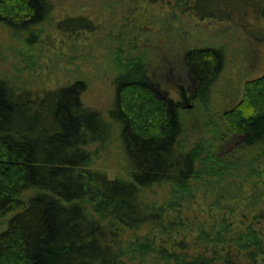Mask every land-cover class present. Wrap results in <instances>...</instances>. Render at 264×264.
<instances>
[{"label":"trees","instance_id":"obj_1","mask_svg":"<svg viewBox=\"0 0 264 264\" xmlns=\"http://www.w3.org/2000/svg\"><path fill=\"white\" fill-rule=\"evenodd\" d=\"M187 4L197 19L264 40V0ZM51 13L49 0H0V24L30 48ZM251 16L259 32L249 28ZM57 29L98 28L81 16ZM184 62L206 105L224 51L189 49ZM138 64L133 59V71L114 82L108 117L84 104L85 80L40 92L0 77V264H264V75L247 82L208 141L190 147L182 108L168 106ZM135 95L145 111L133 108ZM114 132L127 179L92 167L90 147Z\"/></svg>","mask_w":264,"mask_h":264},{"label":"rangeland","instance_id":"obj_2","mask_svg":"<svg viewBox=\"0 0 264 264\" xmlns=\"http://www.w3.org/2000/svg\"><path fill=\"white\" fill-rule=\"evenodd\" d=\"M49 1L51 20L38 29L39 43L33 48L13 38L0 24V77L10 79L17 87L40 92L85 80L84 104L108 117L115 105L114 82L133 71L130 63L134 59L155 83L166 104L182 108L187 121L185 145L190 147L208 141L216 123L223 122V113L241 100L247 82L264 75V40L236 24L197 19L185 12L190 0L182 4L178 0ZM81 16L92 20L97 31L68 34L57 29V24L68 17ZM248 21L249 28L260 31L252 16ZM202 47L220 48L225 54L224 71L213 85L206 105L197 99L184 62L189 49ZM139 97L132 99L133 108L145 111L147 103H141ZM238 143L229 149L223 147L220 154L234 151ZM90 149L96 152L94 169L111 178H128L117 132L103 147L94 145ZM260 170L264 180V165ZM153 195L159 201L166 197L163 190ZM201 200L200 212L206 205Z\"/></svg>","mask_w":264,"mask_h":264},{"label":"water","instance_id":"obj_3","mask_svg":"<svg viewBox=\"0 0 264 264\" xmlns=\"http://www.w3.org/2000/svg\"><path fill=\"white\" fill-rule=\"evenodd\" d=\"M188 107H189V108H192L193 106H192V105H189Z\"/></svg>","mask_w":264,"mask_h":264}]
</instances>
